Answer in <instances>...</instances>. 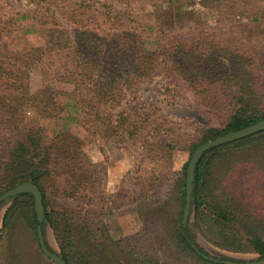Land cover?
<instances>
[{"label":"rangeland","instance_id":"1","mask_svg":"<svg viewBox=\"0 0 264 264\" xmlns=\"http://www.w3.org/2000/svg\"><path fill=\"white\" fill-rule=\"evenodd\" d=\"M207 1L0 0V44L6 51L26 53L44 47L54 29L98 36L128 31L141 35L147 49L154 51L156 36L161 35L148 29L151 26L175 35L191 33L190 38L211 35L221 47L240 50L252 61L264 109V0H229L227 17L218 3ZM204 24L217 29L206 33ZM68 53L43 58L31 74V93L45 86L58 94L74 91V85L62 79L74 67ZM199 90L166 63L153 78L130 83L116 104L101 106L98 121L71 107L65 115L75 121L41 119L26 111L24 123L41 128L50 140L66 130L81 141L86 177L80 181L90 185L82 186L74 198L52 195L48 211L74 213L69 224L78 228L76 250L88 263L206 264L177 240L185 208L180 182L193 147L207 130H223L231 113L230 106L216 110L204 105ZM59 101L68 103L63 97ZM207 197L236 223L232 228L222 225L207 208L209 217L197 218L193 209L188 227L200 247L235 264L260 261L263 257L254 251L242 226L264 240V143L235 148L218 161ZM14 201L1 207L0 217ZM64 225L46 226L48 247L62 258L67 243ZM236 237L241 243L234 241ZM0 264L54 263L20 220L6 231L0 225Z\"/></svg>","mask_w":264,"mask_h":264},{"label":"trees","instance_id":"2","mask_svg":"<svg viewBox=\"0 0 264 264\" xmlns=\"http://www.w3.org/2000/svg\"><path fill=\"white\" fill-rule=\"evenodd\" d=\"M207 2L218 3L222 16L227 17L229 0ZM203 27L206 33L215 29L207 24ZM161 28L158 25L148 28L161 35L156 36L154 51L147 49L141 35L128 31L98 36L85 30L68 33L54 29L48 32L44 47L26 53L6 51L0 44V81L4 85L0 89V197L25 183L37 186L43 196L48 224L57 228L65 224L67 243L62 252L67 264L92 263H88L84 255L76 250L74 233L78 228L69 224L72 220L69 216L74 213L53 210L49 213L48 208L53 202L52 195L74 198L82 186L85 189L90 185V182L80 181L81 177H86L85 165L81 161L82 144L66 130L50 140L41 128L24 123L26 111L36 112L41 119L64 121L69 118L75 121L70 115H65L71 107L84 110L87 118L98 121L99 114H102L101 106L116 104L120 100L119 94L130 83L153 78L160 66L167 63L190 87L200 88L199 98L204 105L216 110H225L230 106L228 112L231 116L226 127L223 130H207L204 138L191 150L192 156L209 141L264 121L263 99L252 61L244 57L240 50L236 53L221 47L211 35L204 36L197 31L195 38H190L191 33L175 35L165 33ZM64 51H69L74 67L62 79L72 83L74 91L58 94L50 86H45L31 93V74L37 71L43 58ZM60 97L66 98L68 103L62 104ZM258 143H264V132L213 149L203 156L195 170L192 192L197 218L209 217L205 211L207 208L218 222L232 228V224L236 223L234 217L219 205L208 202L213 170L217 162L228 157L235 148ZM188 165L180 182L184 206ZM20 220L35 233L38 240L39 223L32 195L25 194L15 199L4 214L2 229L8 230ZM242 227L248 233V242L254 251L264 257V240L252 228ZM43 231L45 233V224ZM177 236L179 244L199 260L206 264H226L225 260L210 256L200 247L183 221ZM234 241L241 243L237 237ZM229 244L232 246V241ZM204 256L212 260H206Z\"/></svg>","mask_w":264,"mask_h":264},{"label":"water","instance_id":"3","mask_svg":"<svg viewBox=\"0 0 264 264\" xmlns=\"http://www.w3.org/2000/svg\"><path fill=\"white\" fill-rule=\"evenodd\" d=\"M262 132H264V121H261L241 131L231 132L226 134L225 136L218 137L212 141H209L201 145L195 151L187 169V194H186V205L184 208V215H183V225L185 227L189 225L192 211L194 209V200L192 198V192H193V182L195 179V170L199 161L203 158V156L213 149L225 146L230 143H234L236 141L246 139L248 137H252ZM25 194H29L34 197L35 212L37 216V221L39 223V227L37 229V236L42 252L54 264H67L61 255L50 251L47 247L46 226L48 225V222L46 221L45 207L43 205V196L41 191L37 188V186H35L32 183H25L3 194L0 197V209L5 203L12 202L21 195H25ZM43 224H45V233L43 231ZM204 258L206 260H212V258L206 256H204ZM226 264H235V263L226 261ZM240 264H264V257L257 262L240 263Z\"/></svg>","mask_w":264,"mask_h":264},{"label":"crops","instance_id":"4","mask_svg":"<svg viewBox=\"0 0 264 264\" xmlns=\"http://www.w3.org/2000/svg\"><path fill=\"white\" fill-rule=\"evenodd\" d=\"M4 214H5V213H4ZM3 217H4V216L0 217V225H2V223H3Z\"/></svg>","mask_w":264,"mask_h":264}]
</instances>
